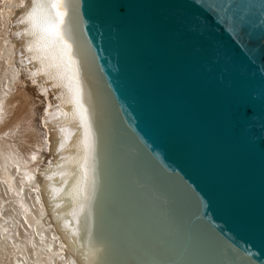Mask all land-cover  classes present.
<instances>
[{
    "label": "water",
    "instance_id": "95a60500",
    "mask_svg": "<svg viewBox=\"0 0 264 264\" xmlns=\"http://www.w3.org/2000/svg\"><path fill=\"white\" fill-rule=\"evenodd\" d=\"M30 3L7 34L40 104L31 175L62 258L264 264V0H65L91 128L86 182L68 89L19 23Z\"/></svg>",
    "mask_w": 264,
    "mask_h": 264
},
{
    "label": "bare ground",
    "instance_id": "6f19581e",
    "mask_svg": "<svg viewBox=\"0 0 264 264\" xmlns=\"http://www.w3.org/2000/svg\"><path fill=\"white\" fill-rule=\"evenodd\" d=\"M23 1L0 0V264H75L62 258L59 239L41 220L43 209L31 175L45 149L40 104L21 85L7 34L8 20ZM28 120L32 123L25 125ZM29 143L42 146L39 156L33 154L35 161H27Z\"/></svg>",
    "mask_w": 264,
    "mask_h": 264
},
{
    "label": "snow or ice",
    "instance_id": "6c2138e0",
    "mask_svg": "<svg viewBox=\"0 0 264 264\" xmlns=\"http://www.w3.org/2000/svg\"><path fill=\"white\" fill-rule=\"evenodd\" d=\"M67 5L65 0H31L24 16L19 23L26 26L25 34L31 36L32 42L28 51L34 52L33 58H38L44 74L56 83V87H66L69 92V103L76 108L74 116L84 129L81 145L85 153L80 161L81 179L87 181L88 153L92 150L89 137L91 128L88 111L81 104V88L79 86L78 71L75 68L71 45L67 42L64 32ZM19 35V33H17ZM63 132L64 129H61ZM66 138V137H65ZM63 148V143L60 144ZM75 216V212L71 213Z\"/></svg>",
    "mask_w": 264,
    "mask_h": 264
},
{
    "label": "rangeland",
    "instance_id": "374dc122",
    "mask_svg": "<svg viewBox=\"0 0 264 264\" xmlns=\"http://www.w3.org/2000/svg\"><path fill=\"white\" fill-rule=\"evenodd\" d=\"M25 123V122H24ZM23 123V124H24ZM31 124L32 123V121H26V123H25V125L26 124ZM3 134V133H2ZM41 147L42 146H40V147H38V146H35L33 143H29L28 145H27V147H26V153L29 155V157L30 158H28L27 159V161H29L30 159H32V161H35L36 160V158H34V157H37V156H39V154H41V153H39V152H41ZM33 152V153H32ZM37 153V154H34V153ZM33 154H34V157H33ZM36 155V156H35ZM43 155V154H42Z\"/></svg>",
    "mask_w": 264,
    "mask_h": 264
}]
</instances>
